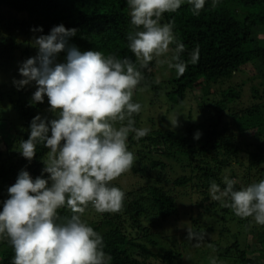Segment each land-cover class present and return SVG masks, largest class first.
Masks as SVG:
<instances>
[{"label":"trees","instance_id":"obj_1","mask_svg":"<svg viewBox=\"0 0 264 264\" xmlns=\"http://www.w3.org/2000/svg\"><path fill=\"white\" fill-rule=\"evenodd\" d=\"M212 4L213 0H206L199 15H194L192 6L186 3L176 12L162 16L161 23H173L177 38L185 45L181 59L188 65L182 76L177 77L174 72L172 78L158 81L159 70L154 60L148 68L140 69L144 79L134 93L148 88L158 97L161 91H166L173 107L185 104L197 89L203 96L196 98L197 119L189 116L190 121L183 129L154 128L139 140L129 135L128 149L136 151L137 157L128 172L135 174L132 176L140 175L147 182L135 185L137 188L132 187L133 190L120 187L125 193L120 212L101 214L91 205L86 209L83 218L102 235L104 251L112 257L111 264H177L180 254L165 245L162 236L154 235H160L158 228L162 222L179 218L177 191L182 192L180 189L192 193V198L193 193L198 194L199 200L191 201L190 227L200 231L205 226L204 235L210 231V238L205 241L214 248L216 255L231 259V264H264V257L256 254L249 243V238H253L264 249V226L251 218L237 217L230 208L213 201L209 195L213 180L224 187L223 178L227 172L230 178L238 181L237 189L264 179L263 97L254 96L258 102L241 110L232 106L233 101L241 98V93L232 86L220 97H211L215 85L232 81L247 66L264 70V36L255 38L257 30L264 33V0H217L215 7ZM60 24L77 29L76 35L69 38V44L80 51H101L106 56L114 54L137 63L127 47V36L134 30L127 0H0L1 67L11 66L19 52L23 51L26 57L33 54L29 47L21 49L22 39L48 35ZM39 28L43 31H32ZM197 46L199 59L192 64L189 53ZM170 47L174 49L175 44ZM65 57V52L59 53L58 62H64ZM243 85L244 81L237 87ZM255 87L252 88L254 95L258 94ZM35 91V82L19 90L14 83L0 84V211L2 201L9 198L7 189L16 182L21 170L28 171L35 179L44 168L43 159L48 150L42 144L37 145L31 161L19 150V143L30 135V124L35 116L46 117L49 121L56 118L49 111L47 96L43 103L31 102ZM139 118V114L133 115L136 127L140 125ZM197 132L201 134L198 140L194 139ZM250 132L254 134L245 137ZM136 144L144 148L136 150ZM147 150H150L148 154ZM150 154L153 157L148 159ZM156 169L163 173L154 177L152 173ZM168 170L175 178L166 177ZM47 176L44 173L43 178ZM112 183L118 187L115 181ZM58 214L70 216L71 212L63 208ZM221 225L238 228L226 246L211 237L213 233L222 237L227 228L220 229ZM13 257L12 246L7 240H0V264H11Z\"/></svg>","mask_w":264,"mask_h":264},{"label":"clouds","instance_id":"obj_2","mask_svg":"<svg viewBox=\"0 0 264 264\" xmlns=\"http://www.w3.org/2000/svg\"><path fill=\"white\" fill-rule=\"evenodd\" d=\"M184 2L127 0L134 29L127 36V47L137 63L101 51H80L69 44L77 29L63 24L54 26L48 35L33 38L38 53L20 65L22 79L13 83L19 90L35 82L31 102L43 103L47 96L49 111L56 118L49 121L35 116L28 139L19 143L29 161L36 155L37 145L48 151L41 175L33 179L21 170L7 189L9 198L2 201L0 240H7L14 250L11 264H111L102 235L83 217L89 205L101 214L123 208L125 193L112 182L134 165L129 135L139 140L151 130L137 128L133 119L142 110L140 103L133 102L134 91L144 79L140 69L155 60L175 70L177 77L186 72L188 62L181 59L185 45L177 38L173 23H161L164 13L176 12ZM205 2L187 0L194 15L200 14ZM216 3L213 0L212 6ZM61 52L66 53L64 62L57 61ZM189 56L190 63H197L199 47ZM169 121L173 129L179 126L177 117ZM200 135L197 132L194 139ZM237 183L225 175L221 188L213 180L210 198L237 217L264 226V179L239 189ZM63 208L71 215L60 216L58 210ZM187 239L200 247L204 234L187 228ZM210 264H217L216 258Z\"/></svg>","mask_w":264,"mask_h":264},{"label":"rangeland","instance_id":"obj_3","mask_svg":"<svg viewBox=\"0 0 264 264\" xmlns=\"http://www.w3.org/2000/svg\"><path fill=\"white\" fill-rule=\"evenodd\" d=\"M187 0L182 4H186ZM264 36V33L257 30V33H255V38H262ZM39 37L38 35H31L26 40H21V49H26V47H29L31 49L32 55L24 56L22 52H19L15 60V62L10 66H7L5 68L1 67L0 63V84H13L14 80L19 79V67L20 65L26 61L28 58L35 57L38 53V48L33 46V38ZM24 40V41H23ZM23 41V43H22ZM37 49V50H36ZM171 53H169L170 57ZM163 59V58H162ZM59 61V60H57ZM155 61V60H154ZM156 62V61H155ZM158 65L159 70V77L157 75L158 81H162L163 79H170L173 77V74H175L173 70H169L167 68V65ZM264 66V64H263ZM260 76V77H258ZM251 78H254L253 81H247ZM244 81L245 85H243L242 88H238L237 84H241ZM165 82V80H164ZM164 89V83H162ZM253 85H255L258 94L254 95ZM230 86L234 87L235 90L239 91L241 93V98L239 101H233L232 106L235 110H241L243 108L252 106L253 104L257 103L258 100L254 99V96L257 98L263 97L264 99V70L259 71L255 68H253L252 65L247 66L244 69V72L238 73L235 78L232 81H226L225 83L219 85H215L212 89V95L211 97H220L223 91L230 88ZM195 93V95H194ZM193 94L189 95V99L185 104L178 105L176 107H173L172 104L168 101V98L166 96V91H161L160 95L156 97V94L148 88L141 89L138 93H134V102H138L142 105V110L139 113L140 116V125L137 128L141 127H147L152 129L156 128H166V129H172V130H179L183 129V125H186L187 122L190 121L188 118L189 116L193 117L192 119H197V97L200 99L203 96V93L201 90L197 89L194 91ZM196 96V97H195ZM177 117L178 120V127L174 128L172 127L170 119H175ZM253 132L246 133L245 137H249L253 135ZM131 137H134V134H130ZM129 136V137H130ZM144 147L136 144L134 146V149H143ZM133 151V150H131ZM150 150H147V154ZM134 156L137 157L136 151L133 152ZM151 155V156H150ZM148 155L150 159L153 157L152 154ZM140 163V162H139ZM171 166V165H170ZM178 167V166H177ZM264 167V165H263ZM178 168H176L177 170ZM175 170V171H176ZM236 171L244 172L243 169L236 168ZM130 173V174H128ZM163 173V170L156 169L154 171L153 176L156 177L159 174ZM256 175V178L258 177L256 172L253 173ZM125 175V176H124ZM135 175L132 171L124 173L119 178L115 180V183L117 186L121 189L129 190V189H136L137 187H134L135 185L145 183L146 180H143L140 175ZM166 177L168 179L171 178L173 175V172L168 170V173H166ZM226 175L230 177V174L227 172ZM175 178V176L173 177ZM152 181V178L151 180ZM170 188L173 187L172 181L169 183ZM133 187V188H132ZM127 188V189H126ZM177 191V202L179 205V218L178 217H172L167 222H162L158 228L159 234H155V237L162 236V240L165 245L169 246L171 249L175 250L180 256L177 258L176 263L177 264H210L211 258H216L217 264H231V259L221 258L218 255H216L214 248L211 246L209 247V243L205 240L209 239V232H206L204 235V240L201 242L200 247H195V240L190 241L187 239V228L190 227V221L189 218L191 217L192 208H191V201H197L198 194L192 193L190 190H188L189 193L187 194L185 189H180ZM199 200V199H198ZM93 216V214H92ZM227 228V231H225L222 235V237L218 233H213L211 235L212 240H218V243H220L222 246L228 245V243H231L232 235L235 233V230L238 228H235L232 225L217 227ZM193 231L202 233L205 230V226L201 228L200 231L199 228H191ZM208 229V228H206ZM255 242V243H254ZM249 243L254 250V252L261 253V255L264 257V249L261 244L257 243L255 239L249 238ZM154 263V261H153ZM158 264V263H155Z\"/></svg>","mask_w":264,"mask_h":264}]
</instances>
